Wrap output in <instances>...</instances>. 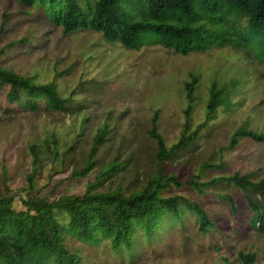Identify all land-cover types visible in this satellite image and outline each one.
Instances as JSON below:
<instances>
[{
	"label": "rangeland",
	"instance_id": "374dc122",
	"mask_svg": "<svg viewBox=\"0 0 264 264\" xmlns=\"http://www.w3.org/2000/svg\"><path fill=\"white\" fill-rule=\"evenodd\" d=\"M211 15L220 19L211 24L213 35L232 38L231 47L183 56L166 48L164 38L158 34L141 35L139 49L106 43L93 31L65 35L36 10L22 8L12 0H0V28L5 16L8 19L4 46L28 38L27 44L7 50L6 65L23 76H36L41 83L57 80L65 97L76 90L75 101L82 106L79 112L71 109L62 114L46 110L41 102V112L21 113L7 102L0 89V179L4 168L9 174L10 189L24 194L22 189L32 171L28 147L54 133L63 146L75 142L72 158L66 157L73 162L48 166L38 187L50 182L48 190L82 192L87 181L67 178L83 166L98 130L108 124L107 142L99 159L106 166L115 157L121 162L134 157L132 166L115 178L113 187L120 186L128 192L139 188L157 168L152 161L155 141L148 134L155 113L161 112L158 130L168 147L181 136L187 106L184 83L190 73L199 76L192 127L205 120L209 87L214 81L220 87L229 83L233 101L241 105L233 107V111H221L219 118L203 130L196 150L165 163L166 175L173 174L186 182L198 173L202 163H219L223 157L227 174L259 172L264 177V144L244 138L235 152L226 149L230 137L246 124L264 134V37L254 36L247 21L239 22L237 12L227 5L214 14H205L206 22ZM243 44L251 56L239 50ZM218 191L234 198L238 213L220 203ZM214 192L199 200L217 229L202 235L195 220L189 219L186 229L171 230L154 246L140 243V259L135 264H242L240 252H254L255 264H264V236L251 223L253 211L246 194L232 185L219 186ZM184 194L197 197L188 190ZM19 205L17 199L16 206ZM95 262L122 264L113 255L104 254L96 255Z\"/></svg>",
	"mask_w": 264,
	"mask_h": 264
},
{
	"label": "trees",
	"instance_id": "16d2710c",
	"mask_svg": "<svg viewBox=\"0 0 264 264\" xmlns=\"http://www.w3.org/2000/svg\"><path fill=\"white\" fill-rule=\"evenodd\" d=\"M12 1L22 8L36 10L65 35L93 31L106 43H118L128 49H139L141 35L146 33L160 35L166 48L183 56L231 47L232 38L212 33L211 24L218 22L219 17L211 15L207 22L205 19V14H214L223 5L237 12L239 22L247 21L254 36L264 37V0ZM200 11L205 14L200 15ZM7 23L5 16L0 28V89L7 102L21 113L41 112V102L46 110L62 114L79 107L82 110L79 101H75L76 90L65 97L57 80L41 83L36 76H23L6 65L7 50L28 43V38H24L4 46ZM239 50L246 57L251 56L245 44ZM198 77L190 73L184 83L186 123L176 144L168 147L158 130L161 112L157 111L152 118L148 134L156 145L152 160L157 166L156 172L149 174L146 183L131 192L120 186L114 188L113 182L132 166L134 157L125 162L115 157L106 166L104 160L99 159L107 142L108 124L98 130L83 166L67 178L87 181L82 192L69 194L59 193L57 188L48 190L46 186L50 182L38 187L39 178L48 166H65L66 162H73L66 157L72 158L75 142H66L63 146L54 133L35 140L28 147L32 171L22 189L24 194H16L10 189L9 174L3 168L0 179V264H98L95 262L98 254L113 255L122 264H135L140 259V243L154 246L171 230L186 229L189 219L195 220L202 235L217 229L199 198L216 194L214 191L219 186L232 185L246 194L248 206L253 211L251 223L264 236V177L259 172L227 174V163L221 157L219 163H202L198 173L186 182L173 174L166 175L165 163L196 150L203 130L219 118L221 111H233V107L241 105L233 101L229 83L220 87L214 81L209 87L205 120L192 127L191 116L198 100ZM244 138L264 144V134L246 124L230 137L227 151L235 152ZM187 190L197 197L185 195ZM218 192L216 198L220 203H226L238 213L234 198ZM17 199L20 201L18 207ZM238 257L242 264L257 261L254 252H240Z\"/></svg>",
	"mask_w": 264,
	"mask_h": 264
}]
</instances>
